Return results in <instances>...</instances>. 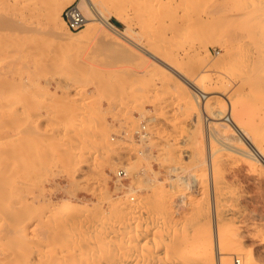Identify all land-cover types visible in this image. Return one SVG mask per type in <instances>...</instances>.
Instances as JSON below:
<instances>
[{"label": "rangeland", "instance_id": "374dc122", "mask_svg": "<svg viewBox=\"0 0 264 264\" xmlns=\"http://www.w3.org/2000/svg\"><path fill=\"white\" fill-rule=\"evenodd\" d=\"M206 1L95 0L105 17L124 34H130L134 43H140L153 52L158 50V53H162V50H167L165 55L162 54H168L166 58L174 60L173 62L182 61L184 51L192 42L191 53L196 56L205 55L204 49L210 55L207 56L208 59L224 53L221 35L214 33L212 28L197 34L190 26L184 25L185 32L181 35L178 32L177 36H173L168 30L172 21H195L197 15L206 16L212 0ZM27 2L29 3L28 0H0V14H9L19 18L20 22L39 29L36 33L35 29L17 31L11 27L8 29L7 26L0 27V86H4L0 90V111L13 108V119L6 126L2 122L5 117L0 113V148L4 147L3 144L6 147L8 143L11 144L7 145L9 148L17 145L15 151L20 152L17 153L18 156L14 153L13 158H18L12 163L16 162L17 166L21 163L16 172L20 173L25 169L27 174L29 172L26 181L22 179L27 184L19 226L24 223L34 224L38 216L48 214V204H58L65 200L85 203L90 212L107 214L109 219H115L116 222L117 218L120 220V215L119 212L115 213L118 210L114 208L123 203L129 204V201L135 203L138 196L151 206L159 202L160 195L165 191L166 194L175 193L178 197H182L181 194L184 193L188 200V196H202L200 191L204 188V182L194 183L193 180H188L193 183L192 186L189 182L186 184L180 181L177 175L190 176L195 172L203 177L205 172L209 173L206 161L210 159L211 151L214 162L219 163L230 155L235 160L236 168L237 165H245L236 153L222 144L215 133L209 134L207 122L211 119L210 116L203 108L204 112L200 111L191 98H183L175 74L100 23H96L100 31L92 33L80 43L68 45L59 41L46 33L48 25L45 20L29 18L31 23L28 20L21 21ZM201 2L209 3L204 5ZM69 3L66 2L62 9ZM221 10L223 13H217ZM223 10L225 9H217L210 15L209 21L221 19ZM86 26L87 24L79 31L68 29V32L75 37L83 33ZM20 41H25L23 46L27 43L25 48L22 45L19 47ZM17 53L18 59L15 58ZM63 57L65 62H62ZM55 62V66L48 67L49 63L52 65ZM206 84L214 86V79L210 78ZM203 99L201 101L204 102L206 99ZM65 103L69 104V108L61 110L64 112L56 110ZM215 105L220 108L221 101H216ZM195 113L199 114V120L194 125ZM60 117H76L79 120L76 130L58 125ZM217 118L213 119L216 122L214 126L220 131L217 122L223 119L220 116ZM143 124L145 135L141 136ZM193 150L198 154L197 161L190 154ZM72 160H75L74 163ZM24 165L25 168L22 167ZM126 165L131 167L126 170L128 177L116 185L113 174L119 168L125 169ZM175 165L178 169L172 171L171 168ZM244 167L237 169L236 176H227L226 181L229 188L233 185L230 189L237 191L240 198L238 203H243L246 207L245 212L241 213L240 221L234 223L238 228L236 243H239L243 251L258 259L256 252L259 238L252 226V208L258 199L264 211V180H260L262 174L264 176V165L254 163V167ZM207 183L209 185L208 181ZM208 194L211 195L212 192ZM242 194L245 201L242 200ZM42 230L43 228L37 227L32 233L27 229L26 237L29 238L21 240L16 234L3 242L9 243L19 238L25 243L47 245L54 241L43 232L45 229ZM261 251L263 257L259 260L264 264V250ZM236 259L237 256L234 255L232 261L238 264L234 261Z\"/></svg>", "mask_w": 264, "mask_h": 264}, {"label": "bare ground", "instance_id": "6f19581e", "mask_svg": "<svg viewBox=\"0 0 264 264\" xmlns=\"http://www.w3.org/2000/svg\"><path fill=\"white\" fill-rule=\"evenodd\" d=\"M28 1L29 3L27 2L25 10H23L21 21H27L29 18H35L37 21L45 20L48 25L46 33L68 45L80 43L92 33L96 34L97 31H100L96 23H100L112 33L121 36L127 42L144 51L151 59L177 76L180 84L179 90H181L184 99L186 96L191 98L199 110L201 109L200 111H203V108L205 113H208L212 119L207 122L209 134L215 133L222 144L236 153L241 163L247 167H254V163L264 165V0H212L208 5L206 16L197 15L195 21L192 19V21H172L168 30L173 36H177L178 32L180 35L183 34L186 30L184 25L190 26L197 34L212 28L214 33L218 32L221 35L220 39L224 47V53L221 55L219 53L216 58L214 56L208 59L207 56L210 55L206 49H204L205 55L203 56L191 53L192 42L184 51L182 61L177 62L166 58L169 56L168 54L164 56L167 50H162L163 47L159 49L164 55L158 53V50L153 52L140 43H134L130 34H124L105 17L95 0H92L95 11L92 12L94 14L89 15L85 31L75 37L69 34L60 13L64 4L73 0ZM197 1L201 0H195V3ZM208 3L203 4L207 5ZM194 5L197 6V4ZM222 8L225 10H223L224 14L221 19L209 21L210 15ZM205 9L203 12L206 11ZM221 12L222 10L217 13L221 14ZM182 16L184 15L182 14ZM216 18L219 17L216 16ZM18 21L19 18L9 16V14H0V27L6 28L7 26L8 29L12 28L17 31L35 29L34 31L38 33L37 27ZM28 21L31 23L30 20ZM21 41L19 47H22V43L25 42ZM13 42L15 44V41ZM36 42L38 41L36 40ZM203 42L205 44L204 40ZM41 46L40 48H42ZM15 58L18 59V53ZM65 61L66 59L63 57L62 62ZM51 63L48 64V67L57 64V62L52 65ZM23 66H25L24 63ZM210 78L214 79V86L206 84ZM3 88L4 86H0V90ZM203 98L206 99L204 102L201 101ZM216 101H221L220 108L216 107ZM66 108H69V104L65 103L56 110L61 112ZM12 109L0 111L1 115L5 117L2 119L5 126L13 119ZM219 116L223 119L217 122L220 125V131L215 128L216 122L213 120ZM60 119L58 125L62 124L67 129H75L77 128L76 124L79 123L76 117L66 119L60 117ZM198 120L199 114L195 113L194 125ZM3 140L6 142V139ZM0 144L2 145L1 141ZM7 145L5 147L3 144L4 147L0 148V264H236L232 261L234 255L237 256L234 261L238 264H263L259 259L263 257L261 250H264V211H262L263 206L259 204L258 199L252 208L254 212L252 226L259 238L258 243L256 241L258 259L252 257L251 253L243 251L239 243H236L235 236L238 235V228L234 226V223L240 221L245 205L238 203V193L235 189H230L232 184L229 188L226 179L227 176H236L237 169L243 168L245 165L241 164L240 167L237 165L236 168L235 160H232L230 155L225 156L217 163L212 160L213 152L211 151L210 159L206 161L210 170L209 173L205 172L203 177L195 172L190 176L177 175L179 180L186 184L190 180H193L194 183L204 182V188L200 191L202 196L191 195L193 197L188 196V200L184 193L181 194L182 197H178L179 195L175 193L166 194L165 191L160 195V199L158 198L159 202L152 206L147 201L143 202L142 198L140 200L138 196L137 202L130 203L129 201V204L123 203L114 208L118 210L114 212L116 214L119 212L118 215H120V220L117 218L119 221L116 220V222L113 219L116 216L111 220L106 216L107 214L104 216L99 215L98 212L97 214L96 211L90 212V208L85 203L84 205L76 200L64 199L65 201L58 204H48V214L38 216L34 224L24 223L19 226L22 221L20 220L23 209L22 202L26 192L25 178L29 176V172L27 174L26 169L23 171L24 173L16 172V169L21 167V163L18 162L20 167L16 162L13 164V160L18 158L13 157L14 153L17 154L20 151H15L17 145L15 148L13 147L14 150ZM190 154L193 160H196L198 156L196 151L193 150ZM208 160L210 161L208 162ZM22 161L24 160L22 159ZM203 163L202 165L205 164ZM22 167L25 168V165ZM130 168V166H125L127 171ZM171 169L176 171L178 168L175 165ZM16 178H20V180ZM23 178L25 181L22 180ZM260 180L263 182V174ZM206 181L209 182V185L206 184ZM191 185L193 186V183ZM209 192L212 194L209 195ZM27 193L30 194V192ZM242 200H244L243 194ZM37 227L45 229L42 231L46 232L55 242L51 241L50 245H39L40 243L30 244L20 241L19 238L24 240L26 237L27 229L33 233ZM16 234L19 235L18 240H15L17 242H3L4 239Z\"/></svg>", "mask_w": 264, "mask_h": 264}, {"label": "built area", "instance_id": "2783aa9c", "mask_svg": "<svg viewBox=\"0 0 264 264\" xmlns=\"http://www.w3.org/2000/svg\"><path fill=\"white\" fill-rule=\"evenodd\" d=\"M93 11L95 10L92 0H73L62 9L61 15L70 31H79L89 20V15L94 14ZM144 129L145 125L143 124L140 132L141 136L145 135ZM127 177V171L124 168H119L113 174V182L119 185Z\"/></svg>", "mask_w": 264, "mask_h": 264}]
</instances>
